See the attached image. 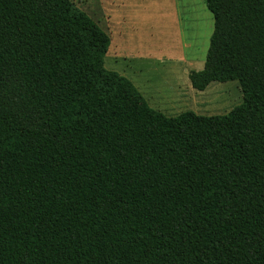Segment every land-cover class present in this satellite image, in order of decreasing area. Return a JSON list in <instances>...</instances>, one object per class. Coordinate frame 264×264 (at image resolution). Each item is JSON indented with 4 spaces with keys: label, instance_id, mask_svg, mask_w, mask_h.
Wrapping results in <instances>:
<instances>
[{
    "label": "trees",
    "instance_id": "obj_1",
    "mask_svg": "<svg viewBox=\"0 0 264 264\" xmlns=\"http://www.w3.org/2000/svg\"><path fill=\"white\" fill-rule=\"evenodd\" d=\"M205 4L190 81L243 103L170 118L70 0H0V264H264V0Z\"/></svg>",
    "mask_w": 264,
    "mask_h": 264
},
{
    "label": "rangeland",
    "instance_id": "obj_2",
    "mask_svg": "<svg viewBox=\"0 0 264 264\" xmlns=\"http://www.w3.org/2000/svg\"><path fill=\"white\" fill-rule=\"evenodd\" d=\"M128 1L117 6L114 17L129 54L121 50L118 59L110 57L114 42L118 43L114 35L105 57L107 70L130 80L150 107L170 118L186 112L225 116L243 103L238 81L215 82L205 91L196 90L190 81V72L204 69L214 31V17L205 0ZM83 2L102 29L119 28L93 0Z\"/></svg>",
    "mask_w": 264,
    "mask_h": 264
},
{
    "label": "crops",
    "instance_id": "obj_3",
    "mask_svg": "<svg viewBox=\"0 0 264 264\" xmlns=\"http://www.w3.org/2000/svg\"><path fill=\"white\" fill-rule=\"evenodd\" d=\"M73 4H75L77 7L83 9V11L85 13H89L85 6L83 4H85L83 2V0H70ZM118 1V2H117ZM128 0H93L92 4H95L96 8H101L102 12H105L108 16V20L111 19L115 25H118V29L115 30V32H107L109 34V37L111 38V44H112V37L115 35L118 39V43L115 44L114 42V46L111 50V52L109 53L110 57L112 59H118L119 55H120V51L124 50L129 54V50L126 48L125 45V41L123 38H126L124 35V32L122 30H120L121 26L119 25V20H116L117 17H114V13L117 10V6H120V4H128ZM99 13H100V9H98ZM128 50V51H127ZM135 49H133L132 51H134ZM109 52V51H108ZM108 54V53H107Z\"/></svg>",
    "mask_w": 264,
    "mask_h": 264
}]
</instances>
